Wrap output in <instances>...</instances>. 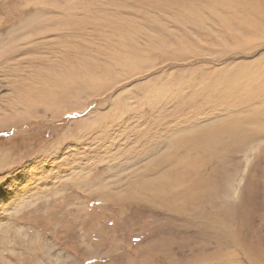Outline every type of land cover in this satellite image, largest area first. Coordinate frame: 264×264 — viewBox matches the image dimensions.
Returning <instances> with one entry per match:
<instances>
[{
  "label": "rangeland",
  "instance_id": "rangeland-1",
  "mask_svg": "<svg viewBox=\"0 0 264 264\" xmlns=\"http://www.w3.org/2000/svg\"><path fill=\"white\" fill-rule=\"evenodd\" d=\"M246 1L0 0V264H264V0ZM199 130L214 141L173 150ZM177 176L207 183L177 199Z\"/></svg>",
  "mask_w": 264,
  "mask_h": 264
},
{
  "label": "bare ground",
  "instance_id": "bare-ground-1",
  "mask_svg": "<svg viewBox=\"0 0 264 264\" xmlns=\"http://www.w3.org/2000/svg\"><path fill=\"white\" fill-rule=\"evenodd\" d=\"M255 2L257 1V0H254ZM254 1H253V3H254ZM239 2V1H238ZM248 2V0L246 1V3ZM264 2V1H263ZM251 4V3H250ZM256 4V3H255ZM254 4V5H255ZM252 5V4H251ZM258 6H256V8H257ZM250 7H248V9H249ZM255 8V7H254ZM260 9H261V7H260ZM256 10V9H255ZM259 12H260V10L259 9H257ZM256 10V11H257ZM262 11H263V19H264V5H263V8L261 9ZM254 11V10H253ZM257 11V12H258ZM252 13V12H251ZM253 14H255V13H253ZM256 15V14H255ZM261 16V15H260ZM227 83V82H226ZM225 83V84H226ZM237 83V82H236ZM228 86V85H227ZM237 86V85H236ZM214 87L216 88V86L214 85ZM224 87V86H223ZM214 88V89H215ZM235 88V87H234ZM233 88V89H234ZM237 88V87H236ZM219 89H220V87H219ZM225 89V88H224ZM227 89V88H226ZM211 90H212V88H211ZM216 90H217V88H216ZM223 91V90H222ZM226 91V90H225ZM233 91V90H232ZM240 91V90H239ZM255 91V90H254ZM211 93V92H210ZM218 92H216L215 93V95L217 94ZM222 93V92H221ZM225 93V92H224ZM227 93H229V92H227ZM231 93H233V92H231ZM230 93V94H231ZM235 93H238V90H237V92H235ZM254 93V92H253ZM50 94V93H49ZM226 94V93H225ZM229 94V95H230ZM250 94H251V92H250ZM220 95H222V94H220ZM237 96H238V94H236ZM240 96H242V95H240ZM215 97V96H214ZM218 97V96H217ZM216 97V98H217ZM225 97V96H224ZM228 97V96H227ZM247 97V96H246ZM195 98V97H194ZM219 98V97H218ZM229 98H230V96H229ZM212 99V98H211ZM210 99V100H211ZM220 99V98H219ZM221 99H222V97H221ZM220 99V100H221ZM218 100V99H217ZM216 100V101H217ZM242 100V99H241ZM201 101H203V99L201 100ZM205 101H208V100H205ZM215 101V100H214ZM222 101V100H221ZM220 101V102H221ZM231 101V100H230ZM239 101H240V97H239ZM44 102V101H43ZM213 102V101H212ZM237 102H238V100H237ZM223 102H221V104H222ZM240 103V102H239ZM42 104V103H41ZM201 104V103H200ZM50 105V104H49ZM199 108V107H198ZM204 108V107H203ZM227 108V107H226ZM230 108H231V106H230ZM263 108V107H262ZM229 109V108H228ZM260 109V108H259ZM221 110V109H220ZM219 110V111H220ZM230 110V109H229ZM256 110V109H255ZM156 111V110H155ZM222 111V110H221ZM238 112V111H237ZM263 112H264V110H263ZM262 112H260V114H261ZM188 114V113H187ZM229 114H230V112H229ZM257 114H258V109L254 112V115L252 114V117L250 118L251 119V122H253L255 119L254 118H256L257 117ZM229 116H231V115H229ZM222 117V116H221ZM240 117V116H239ZM243 117V116H242ZM261 117V116H260ZM229 118H232V117H229ZM248 118V117H247ZM184 119V118H183ZM185 119H187V118H185ZM242 119V118H241ZM240 119V120H241ZM182 120V119H181ZM257 120V119H256ZM255 120V121H256ZM224 121H226V120H224ZM227 121H229V120H227ZM213 122V121H212ZM217 122V121H216ZM235 122V121H234ZM242 122V121H241ZM237 123H238V121H237ZM248 123V122H247ZM181 125L182 124H184V123H180ZM205 124V123H204ZM210 123H208V125H209ZM228 124H229V122H228ZM232 124V123H231ZM230 124V125H231ZM252 124V123H251ZM259 124V122L257 123V125L256 126H259L258 125ZM202 125H203V123H202ZM211 125V124H210ZM214 126H215V124H213ZM199 126V125H198ZM206 126H207V124H206ZM212 126V125H211ZM219 126H220V124H219ZM226 126V125H225ZM185 127V126H184ZM187 127V126H186ZM188 127H189V125H188ZM222 128H223V126H221ZM233 127V126H232ZM236 127H238V126H236ZM180 128H182L183 129V126L182 127H179V130H180ZM190 128V127H189ZM197 128V127H196ZM239 128H243L242 126H239ZM220 129V128H219ZM201 130H204V129H202L201 128ZM217 130H218V128H217ZM219 131V130H218ZM149 132V131H148ZM188 132V131H187ZM187 132H185V131H183V134L184 135H186L187 134ZM191 131H189V133H190ZM193 132V131H192ZM229 132V131H228ZM227 132V133H228ZM239 132V131H238ZM178 133V132H177ZM213 133V132H212ZM218 133V132H217ZM223 133H226V131L225 130H223V132L222 133H219V134H223ZM159 134V133H158ZM257 134L259 135V136H261V134L260 133H258L257 132ZM152 135V134H151ZM150 135V136H151ZM179 136H182V134L181 133H179L178 134ZM183 135V136H184ZM240 135V134H239ZM164 136V135H163ZM175 136V135H174ZM214 135L213 134H210V132H207L206 133V131L205 132H203V131H196V132H194V133H192V134H190L189 136H185L184 138H180V139H178L175 143H176V145L175 144H173V150L175 151V149H176V152H177V148L179 149V148H183L185 145L186 146H188L191 142H194V143H196V145H197V147H202V144H203V146L204 145H207V144H210V143H212L213 141H214V139H215V137H213ZM216 136V135H215ZM159 137V136H158ZM248 137V135L245 137V138H247ZM250 137V136H249ZM205 139H207L208 140V142L205 140ZM257 139V138H256ZM159 140V139H158ZM243 140V139H242ZM246 140V139H245ZM248 140V139H247ZM255 140V139H254ZM157 142V141H156ZM202 142H204V143H202ZM172 145V144H171ZM181 145H182V147H181ZM172 147V146H171ZM195 147V146H194ZM196 147V148H197ZM189 148V147H188ZM187 148V149H188ZM166 149H170L169 147L168 148H166ZM186 149V148H185ZM180 150V149H179ZM178 150V151H179ZM194 150H196V149H194ZM193 150V151H194ZM184 151V150H183ZM187 151V150H186ZM172 152V151H171ZM171 152H169V153H166L165 154V156H164V154H162L163 156L162 157H166L167 158V156H170V153ZM181 152H182V150H181ZM173 153H175V152H173ZM172 153V154H173ZM180 153V152H179ZM185 153V152H184ZM190 153V152H189ZM198 153V152H197ZM210 153V152H209ZM171 154V155H172ZM178 154V153H177ZM187 154V153H186ZM195 154V153H194ZM179 155V154H178ZM184 155V154H183ZM191 155V154H190ZM175 156V155H174ZM181 156V155H180ZM179 156H175V159L176 158H178ZM173 158V157H172ZM196 158H197V156H196ZM182 159V158H181ZM184 159V158H183ZM182 159V160H183ZM178 160H179V158H178ZM191 160V159H190ZM165 161V160H164ZM173 161V160H172ZM163 162V161H162ZM181 162V161H180ZM161 163V162H160ZM166 163H168V162H166ZM173 163V162H172ZM199 163H200V161H199ZM198 163V164H199ZM164 164V163H163ZM174 164V163H173ZM195 164V165H194ZM198 164L196 165V163H195V161H190V163L189 162H187V165H190V167H191V170H192V172H196V168H197V166H198ZM168 165V164H167ZM166 165V166H167ZM176 165V164H175ZM166 166H164V167H166ZM177 166V165H176ZM179 166V165H178ZM180 167V166H179ZM183 167V166H182ZM181 167V168H182ZM175 169V168H174ZM183 170V169H182ZM198 170H200V168L198 167ZM161 171V170H160ZM172 172V171H171ZM198 173H201V172H198ZM158 174V173H157ZM165 175H168V174H165ZM151 177V176H150ZM153 177V176H152ZM159 177H161V176H159ZM144 178V177H143ZM143 178H141V182H140V184L142 183V179ZM157 178V177H156ZM163 178V177H162ZM177 179H176V181H175V184L177 183L178 185H183V187L184 188H186L185 189V191H182V194H181V196L180 197H177V199L178 198H183V199H188L190 196H189V194L193 191V189L196 187V186H200V185H204V184H206L207 183V180L206 181H204V177H198L197 179H195V180H193L192 181V185H187V181L188 180H186V181H182L181 179H183V180H185L184 178H181V176H177L176 177ZM146 179H148V178H146ZM164 179V178H163ZM167 179H168V177H167ZM151 180V179H150ZM155 180V179H154ZM145 182V181H144ZM143 182V183H144ZM142 183V184H143ZM156 183V182H155ZM154 183V184H155ZM140 184H139V186H140ZM154 184H151L152 186L154 185ZM83 185H85V184H83ZM150 189H151V187L150 186H148ZM156 187V186H155ZM154 187V188H155ZM159 188V187H158ZM155 189H157V188H155ZM160 189H163V188H160ZM159 189V190H160ZM149 189H147V188H145V187H143L142 189H141V192H143V193H145L146 194V191H148ZM158 190V191H159ZM136 191H139V190H136ZM151 191V190H150ZM164 191V190H163ZM163 191H162V193L161 194H164L163 193ZM139 194H140V192H139ZM148 194V193H147ZM150 194V193H149ZM144 195V194H143ZM152 195V194H151ZM175 196L177 195V194H174ZM147 196V195H146ZM152 197V196H151ZM160 197V196H159ZM166 197H167V195H166ZM162 199V198H161ZM160 200V199H159ZM163 201H164V198L162 199ZM167 200V199H166ZM171 200V199H170ZM172 200H174V199H172ZM169 201V200H168ZM167 201V202H168ZM157 202H159L160 203V201H157ZM170 202H172V201H170ZM169 202V203H170ZM175 202V201H174ZM171 203V204H175L172 208H174V209H177V208H185L186 206H185V204H179V205H177V203ZM177 202V201H176ZM170 204V205H171ZM165 205V204H164ZM166 206V205H165ZM168 206V205H167ZM170 208V207H169ZM238 239L240 240L241 239V235L240 234H238ZM241 245H244V244H242L241 243ZM252 246V245H251ZM251 246L250 245H248L247 244V248L248 249H250L251 250ZM257 253V252H256ZM257 257L259 258V259H261V258H264V255L262 254V253H257ZM249 260V259H248Z\"/></svg>",
  "mask_w": 264,
  "mask_h": 264
}]
</instances>
